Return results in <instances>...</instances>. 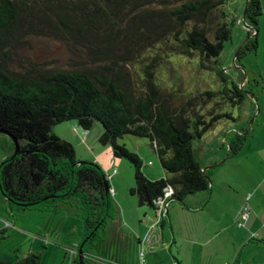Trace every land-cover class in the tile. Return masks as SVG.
<instances>
[{
  "label": "trees",
  "instance_id": "1",
  "mask_svg": "<svg viewBox=\"0 0 264 264\" xmlns=\"http://www.w3.org/2000/svg\"><path fill=\"white\" fill-rule=\"evenodd\" d=\"M225 2L0 0V129L19 144L14 156L0 161V191L7 204L21 210L77 208L83 234L76 249H82L85 262V253L113 230L118 210L106 174L96 163H78L72 145L51 130L69 119L83 129L100 123L98 141L110 144L113 156L127 158L133 168L128 191L139 205L157 212L154 201L167 186L172 188L168 201L185 207L189 196L208 193L219 163L202 169L193 140L221 119H233L229 107L247 95L256 99L263 90L260 73L242 61L258 46L260 0L245 2L247 31L234 56V77L218 59L233 25ZM39 37L63 44L64 65L39 64L21 53ZM176 55L195 59L196 70L210 74L212 84L190 90L161 85L157 71ZM126 133L147 137L162 176L148 177L139 155L118 143ZM254 133L252 125L228 130L225 155H236ZM6 230L0 228V238ZM40 259L35 250L14 262L0 258V264H40ZM74 262L80 264L78 254Z\"/></svg>",
  "mask_w": 264,
  "mask_h": 264
},
{
  "label": "rangeland",
  "instance_id": "2",
  "mask_svg": "<svg viewBox=\"0 0 264 264\" xmlns=\"http://www.w3.org/2000/svg\"><path fill=\"white\" fill-rule=\"evenodd\" d=\"M245 2L246 0H226L224 3V9L233 18V25L231 38L224 42L218 59L226 73L232 77L237 74V67L234 63L236 50L246 37L247 25L243 20ZM260 3L262 12L257 22L258 46L255 53L243 56L242 61L255 72L260 73L263 90L256 95V99L247 95L239 106L229 107L228 109L234 116L233 119H221L200 137L193 140V152L199 162L204 161L206 164L209 160V153L220 156L215 159L216 162L223 158L225 154L223 136L228 130H240L252 125L255 128V133L248 136L245 141H249L255 135L264 139V0H260ZM21 53L39 64L48 62L49 65H64L66 62V50L63 44L51 39L41 37L32 39ZM156 76L161 85L175 90H190L197 84L201 86L212 84V76L206 72H198L195 68V59L184 56H172L168 63L159 68ZM222 125L226 126L217 136V130ZM99 128L100 123L94 122L90 128L83 129L75 119L56 122L51 126L52 132L58 138L66 140L72 145L78 163H96L106 174L110 188H116V195L113 189L110 194L118 210L120 228L116 226L114 234H108L98 239L92 252L105 253L108 250L109 253L106 252V254L109 256L116 254L118 257L117 252L119 251L114 252L115 240L121 239L122 236L128 238L129 233L127 232L130 229L142 230L145 225H148L147 218L144 219L140 212L143 207L148 208V206H138L135 195L129 193L128 190L133 185V168L127 158L113 156L110 144L104 145L98 141V135L101 132ZM117 141L139 155L142 161L141 170L145 174L151 177L158 176L162 168L155 152L149 146L147 137L126 133ZM213 146L214 149H212ZM12 148L8 136L0 134V161L12 153ZM7 201L0 191V228L7 227L6 236L0 238V258L2 260L14 262L28 251L40 250V264H76L69 248H77L83 234V221L77 208L71 211L62 207L53 211L36 208L21 210L10 207ZM171 203H175L177 210L185 211L176 205L178 204L176 201L172 200ZM151 215L152 218H156L153 212ZM181 223H183L182 215L174 216V231L172 232L166 226V232L168 231L169 242L172 236H175L174 251L180 248L183 264H207L200 258L202 256L206 261L209 260L212 264H217L218 257L222 256V251L227 250L223 240L219 239L218 245L216 242L213 243L215 252L213 254L209 243L204 247H197L191 239L185 237L186 227L180 228L184 231L177 227ZM235 227L237 228L236 224ZM222 237L224 241L227 240V236ZM252 242L255 241L251 240L250 245L247 244L244 251L252 254L254 262L257 264L264 259V247H257L251 244ZM176 245L178 249L175 248ZM122 250L124 251L123 248ZM125 253H120L118 258L123 259ZM167 255L171 258L169 252ZM109 256L104 258L109 260ZM86 264L103 263L87 259ZM106 264L109 263L106 262ZM115 264L124 263L118 261ZM139 264L141 263L139 262Z\"/></svg>",
  "mask_w": 264,
  "mask_h": 264
},
{
  "label": "crops",
  "instance_id": "3",
  "mask_svg": "<svg viewBox=\"0 0 264 264\" xmlns=\"http://www.w3.org/2000/svg\"><path fill=\"white\" fill-rule=\"evenodd\" d=\"M225 126L222 125L217 130V136L222 133ZM217 157L220 158L218 155L209 153L208 162L199 163L207 168L217 161L215 160ZM218 163L211 173L208 193L199 192L189 196L186 200L189 207L177 202L176 205L185 211L177 210L175 203L171 201L168 202L166 209L157 213L150 206L142 208L140 212L144 219L147 218L148 225H145L142 230L130 229L127 232L128 238L122 236L114 242L116 244L114 252L119 251L118 257L120 253L126 252L123 259L116 257V254L109 256L106 254V252L109 253L107 250L105 253H89L90 260L103 264L106 262L115 264L118 261L124 264H139V262L141 264H183L181 250L177 248V245L175 248L178 250L174 251L175 236H172L169 242L168 231L166 232V226L172 232L174 231V216L182 215L183 223L177 227L179 230L183 226L186 227L187 233L184 230L181 231H184L185 237L191 239L197 247H204L209 243L214 254V242L218 245L221 239L226 244L227 250L222 251L217 264H256L253 255L244 251V248L247 244L250 245L251 240L255 241L251 244L260 248L264 247V139L259 135L251 137L249 141L243 143L236 155L227 157L224 154ZM160 171L157 177L146 175L150 178H158L163 175V170ZM110 189H113L116 195V188ZM244 204H247L249 209L246 218L241 219L239 212ZM152 212L156 218H152ZM239 221L240 225H238ZM222 236H227V240L224 241ZM107 256L110 257L109 260L104 258ZM200 258L207 264H212L211 261H206L204 256ZM257 264H264V259Z\"/></svg>",
  "mask_w": 264,
  "mask_h": 264
},
{
  "label": "built area",
  "instance_id": "4",
  "mask_svg": "<svg viewBox=\"0 0 264 264\" xmlns=\"http://www.w3.org/2000/svg\"><path fill=\"white\" fill-rule=\"evenodd\" d=\"M110 192L112 193V189H110ZM172 193V188L170 186H167L164 188L162 195L156 198L154 201V205L157 207V211H163L165 209V205L168 201V196ZM248 211V206L244 205L239 212V216L241 219H245ZM241 222H238V225H240ZM71 256H75L77 254V249L76 248H69Z\"/></svg>",
  "mask_w": 264,
  "mask_h": 264
},
{
  "label": "water",
  "instance_id": "5",
  "mask_svg": "<svg viewBox=\"0 0 264 264\" xmlns=\"http://www.w3.org/2000/svg\"><path fill=\"white\" fill-rule=\"evenodd\" d=\"M0 132L2 133H5L10 139L11 141L13 142V151L11 153V156H14L18 151H19V144L17 142V138L11 134H9L8 132H5L4 130H1L0 129ZM32 150V149H30ZM80 163V162H79ZM202 169H205L204 167H202ZM169 201H167L166 205H165V209L167 207V204H168ZM118 222L119 220L117 221V226H118ZM109 235H112V231L108 233ZM107 234V235H108ZM110 248V247H108ZM78 255H79V263L80 264H86V262L83 260V252H82V249L81 248H78V251H77Z\"/></svg>",
  "mask_w": 264,
  "mask_h": 264
},
{
  "label": "flooded vegetation",
  "instance_id": "6",
  "mask_svg": "<svg viewBox=\"0 0 264 264\" xmlns=\"http://www.w3.org/2000/svg\"><path fill=\"white\" fill-rule=\"evenodd\" d=\"M114 226V228H113V230H108V232H111L112 231V234H114L116 231H115V229H116V224L115 225H113ZM124 237V236H123ZM122 241V240H121ZM115 242H117V240H115ZM119 243H121L120 241H119ZM89 253H92V252H87V253H85V256L87 257V259H90L89 258V256H88V254ZM78 254V253H77ZM78 259H79V255H78Z\"/></svg>",
  "mask_w": 264,
  "mask_h": 264
},
{
  "label": "clouds",
  "instance_id": "7",
  "mask_svg": "<svg viewBox=\"0 0 264 264\" xmlns=\"http://www.w3.org/2000/svg\"><path fill=\"white\" fill-rule=\"evenodd\" d=\"M78 251V250H77Z\"/></svg>",
  "mask_w": 264,
  "mask_h": 264
}]
</instances>
